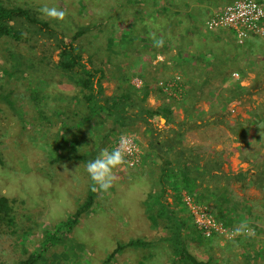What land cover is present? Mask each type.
I'll return each instance as SVG.
<instances>
[{
	"label": "rangeland",
	"instance_id": "obj_1",
	"mask_svg": "<svg viewBox=\"0 0 264 264\" xmlns=\"http://www.w3.org/2000/svg\"><path fill=\"white\" fill-rule=\"evenodd\" d=\"M0 1L8 7L21 6L27 8L30 13L43 19L48 18L40 14L39 9L41 6L47 5L63 9L66 12L64 19L55 20L58 28L70 35L79 27H93V25L102 24L101 27L96 25L97 28L92 32L99 39L111 35V30L113 31L120 24L117 17L125 15V10L130 7L128 4L126 8H122V12H119L121 10H116L114 7V5L117 7V3H114L117 0ZM228 1L233 0H209V4L205 5L204 10L196 9L199 11H196L197 18H202V22L198 24L200 34L195 32L196 35L193 37L195 42H198L197 37L199 40L203 38L204 43L208 45L216 44V49L225 52L224 54L219 53V56H224L227 61L232 60L231 67H241L243 70L244 77L240 79V86L250 87L251 91H257L254 94L242 95L243 102L241 104L236 105L234 103L225 109L220 106L219 108L222 110L219 108L218 110L223 111V114H225V124L223 125L213 123L214 116L209 113V101L201 100L199 103L197 102L195 109H188L192 106L194 99L189 104L188 101L182 102L184 92L189 87L186 83V75L179 73L178 70L167 71L165 80L160 79V76H155L157 80L151 82L153 89L159 88V90H162L164 101L161 100L162 96L159 93L156 95L150 93L146 100L141 102V83L137 86L140 81V73L143 70L146 71L145 78L143 77L142 80H148L152 72L158 73L159 69L162 72V65L166 62L167 65L176 62L177 44L183 42V39H188L194 30L192 26L186 24L187 19L184 13L179 14L181 22L177 25L179 24V30L185 33V36L181 39V42L177 43L175 41L177 44L168 42L166 39L165 45L167 48L158 49L154 53L156 57L150 51L151 48L156 47L153 46L152 42H145L143 37L144 33H148L146 19L141 18V16L137 17L140 22L145 23L147 31L146 26L139 24L137 18L133 19L136 14L129 16L131 20L129 31H131V28L136 27L139 28V31L136 35L135 32L132 34L124 31L127 29L126 22L123 21V24L120 25L122 29H120V32L117 31L115 38L112 39L113 44L110 49H121L120 51L124 52L122 49L124 47L127 49L130 46L127 49L130 54L125 53L123 55V60L128 59V64L123 61L126 70L120 69V72L121 75H126L127 78L133 74L128 83L131 86L130 90H133V88L136 90L130 100L133 106L139 104L140 107L144 106L155 110L164 103L170 105L173 112L174 123L172 126L174 128L177 127V124L183 123L184 119L185 122L192 123V126H194V123H202L201 126L192 127L189 131H184L188 128V125L182 128V132H184L183 144L189 147L208 146L211 150L218 151L223 149L227 162L223 163L222 170L236 174L250 169L249 164L240 160L243 155L240 149L246 147L244 141L247 139L256 140L259 136V132H257L259 130L264 133V66H262L264 65V46L255 44V47L252 46L250 50L249 45L243 47L239 45L238 47L231 39H223L219 34V37H214V35L204 33L202 26L204 22ZM214 2L218 3L219 6H213L212 3ZM161 3L163 2L161 1ZM157 17H159V14H157ZM192 18H194L192 20L194 23L196 16ZM165 21L167 20L163 19L162 21L165 28L170 27ZM156 32L158 37L162 34L166 38L170 37V33L162 32L161 29ZM121 33L124 34L121 35L122 43L118 44ZM31 36L32 39L28 40L26 37L23 41L20 40V43L0 42V66L4 63L2 58H5L7 62L12 60L9 54L13 52L17 54L20 61L24 62L25 59H32L33 64L38 67L36 68L33 65L29 71L28 87L23 84L19 85L16 81L9 83L10 88L17 87L13 93H10V99L14 103V108L20 118L13 110L0 102V159L2 161V164H0V195L13 200L12 205L14 207L13 224H1L3 231L7 233L0 234V261L13 264L19 259L25 258L30 251L38 246L45 232L52 230L53 225L56 226L60 221L65 220L86 196L90 180L85 171V164L76 160L58 158V155H63V157L71 155L69 153L71 149L70 142L67 143L68 148L63 150L58 148L56 150V145H60V139L71 140L73 136L79 138L80 143L75 153L77 155L89 154L91 159H94L101 148L111 150L113 142L120 135L125 134L135 140L140 148L142 161L133 168L119 165L113 169L111 187L107 191L97 190L91 209L82 215L77 225L73 227L69 234L63 237L61 243H57L50 248V253L44 258L46 262H40L39 264H171L172 249L170 242L165 239L168 231L164 226V222L159 219L157 225L151 224L145 210V201L149 192L157 195L160 191L158 181L160 160L155 157V152L150 154L147 147V142H149L152 135L151 130L140 122L125 129L111 125L108 122L98 126L91 123L90 128L84 125L81 129L76 123L84 116L85 105L75 108L77 111L81 110L76 116L73 115L74 109L71 102L68 104L71 105L70 108L67 110L63 108L67 101H70V97L74 96L75 99H80L82 93L80 88L71 82L64 73L53 71L50 67L49 58L44 59L39 64L37 63L43 55V45L50 43L52 47L54 46L53 38L47 34H38L37 37L35 35ZM80 43L84 46L82 54L84 60H88L90 55L88 52H94L100 46L92 39V36L88 39H82ZM106 43L104 45L103 41L101 49L106 47ZM114 46H117V48ZM111 52L112 50L108 51V53ZM132 52H135L134 55H131ZM182 52V57L186 56L184 54L186 51ZM98 56L96 54L92 58L95 64L109 61L107 52L103 57ZM112 56L110 55V57ZM210 56L208 54L206 58L209 59ZM254 58L259 60L260 67L251 64ZM50 60L53 64L57 63V52L52 53ZM118 60L121 59L115 56L110 62L111 64L106 66L105 78L102 81L105 96L119 95L128 88L124 81L120 82L121 78L116 80L118 76L117 67H110L116 62H120ZM148 60L150 61L148 62ZM139 64H144L145 67H139ZM255 67H257L256 72H258L256 78L252 74V68L255 69ZM39 69H43L41 73L38 72ZM176 77L181 78L179 85H174L171 91H163V87L168 83H173ZM39 81V85H35V82L38 83ZM236 82V77L230 75L224 86ZM212 84L217 92L221 91L223 93L219 78H214ZM30 89L39 92L35 99L33 95H29ZM211 99H215L214 95L211 96ZM133 109H136V107H133ZM62 110L65 113L59 115L58 112ZM185 110L191 112L187 119L185 118ZM39 114L46 120H40ZM157 120H152L151 124L153 128L161 132L158 139H163L169 132L164 131V127L159 129L156 125ZM74 124L79 129L74 128L68 131L63 129L69 125L74 126ZM244 135L246 138H243ZM146 154L151 155V157L146 156ZM262 154L263 150H259V155H257L255 149H248L247 152L245 151L244 156L253 158ZM250 174H254V171L251 170ZM220 184L223 183L220 182ZM229 189L233 192L236 200L243 199L244 203L251 206V219L259 227L258 233H255L253 229L244 232V235L238 238V243L236 242L237 239H234L233 242L231 239L227 240L223 237L196 240L195 228L183 206L175 202L174 194H166L164 199L167 201L169 208L185 223L182 237L187 248L198 259L207 260L210 264H264V195L254 187L242 191L237 181H233L229 185ZM10 230H13L14 233H11ZM25 230L31 232L23 240L20 236ZM131 239L143 240L149 245L137 249L127 248L112 260L105 261V258L117 243H124ZM22 246L28 252L23 253ZM261 247L263 249H260ZM254 249L259 250L258 255L253 254Z\"/></svg>",
	"mask_w": 264,
	"mask_h": 264
},
{
	"label": "trees",
	"instance_id": "obj_2",
	"mask_svg": "<svg viewBox=\"0 0 264 264\" xmlns=\"http://www.w3.org/2000/svg\"><path fill=\"white\" fill-rule=\"evenodd\" d=\"M161 1L163 3H161ZM161 1H113L114 3H117V7L116 5H114L116 10H121L119 12H122V8H126L128 4L130 7L125 10V15L117 17V19H119L120 21V24H118L119 26L115 27L113 31L111 30V35L109 37L100 38L104 41V45L107 42L106 47H104L103 49H101V44H103V41L92 33L97 28L96 25H98V27H101L103 26L102 24H96L93 25V27L82 26L77 28L76 31H73L72 34L68 35L64 33L62 29L58 28L55 20L43 19L41 17H38L35 14L30 13L29 9L21 6L8 7L5 3L0 1V42L8 41L20 43V40L23 41V39L26 37L29 40L32 39L31 35L36 36L38 34H47L49 35V37L53 38L54 46L52 47L50 43H46L45 45H43V55L37 63L39 64L44 59L49 58L51 65L50 67L53 69V71H56V73H64L71 80V82H73L80 88L82 92L80 99H75L74 96L70 97V101H67V104L63 108L64 110L70 108L71 105L68 104H70L71 102L73 106L72 108L74 109L73 115L76 116L81 110L77 111L75 108L80 105H85V109L83 110L84 116L79 119L78 123H76L81 129H83L82 127L84 125H87L90 128L92 125L91 123H93L94 126H98L99 124L103 125L106 122L121 129L132 127L138 122L149 127L152 135L149 142H147V147L150 150L149 153L153 154V152H155V157L160 160V165L158 166V181L160 185V191L157 195H153V193L150 192L147 195V200L145 201L147 218L153 225H157L159 219L164 222V226L168 231L165 239H167L166 241L170 242V247L172 249L171 264H210L207 260L198 259L187 248L186 243L182 237V230L185 228V223L177 214H175L172 209L169 208L167 201L164 199V196L169 193H171L172 195L174 194L173 198L175 202H177V204H181L185 212H187V216L188 218H190L197 233L196 240L198 241L200 239L209 240L213 237H223L227 240L231 239L233 242L234 239H237L236 242L238 243V238L242 237L244 233L239 235L235 234L234 229L239 227L242 223L246 224L248 230L253 229L255 233H258L259 227H257L255 222H253L251 219V206L244 203L243 199L236 200L233 192L229 189V185L233 183V181H237L240 184V188L242 191L254 187L264 195V133L260 132V130L257 131L259 132V136H257L256 140H245L244 143L246 147H244V149H240V152H243L240 160L250 165V169L248 171H240L236 174L223 171L222 165L223 163L227 162L226 154L223 149L218 151L211 150L208 146L189 147L183 144L182 137L184 132H182V128H184L185 125H188V128H186L184 131H189L192 129V127L201 126L202 123H194V126H192V123L187 121L186 123L184 119L183 123L177 124V127L174 128L172 126L174 123L173 112L170 105L164 103L157 109L153 110L144 106L140 107L138 106L139 104L133 106L130 103L132 95H134L136 92L133 87V90H130L131 86L128 85L130 77L133 74H131L130 77L127 78L126 75H121L120 72V69L126 70V67H124L123 64L125 61L127 63L128 59L123 60V55L125 53L130 54V51L127 50L130 46L127 49H125L124 47L122 49L124 50V52H121V49H110L113 44L112 39L115 38L117 31L120 32V29H122L120 25L123 24V21L126 22L125 26L127 29L124 31L131 32L132 34L135 32L136 35V33L139 31L138 27L134 29L131 28V31H129L131 23L129 16H133L134 14H136L133 19L137 18L138 16L146 19L148 33H144L143 35V37L145 38V42L153 43L152 34H155L156 36V31L158 29H161L162 32L164 31L165 33H170L169 38H166L164 34L160 35V37L164 39V45L160 48H151L150 51H152L154 55V53H156L158 49L167 48V46L165 45L166 39L168 40V42L170 41L172 43L181 42V39H183L185 33H183L181 30L178 31L176 25L177 23L181 22L179 14H183L186 12L188 14H184L185 18L187 19L186 24L190 27L192 26L194 30L188 39H183V42L179 44L176 43L177 58H175L174 56L176 62H171V65H167V63L164 65L161 64L163 71L161 72V70L159 69L158 73L152 72V74H150L151 77L149 76L150 79L148 80H142L143 77L145 78V75L147 73L146 71L143 70L142 73H140V87H142L141 102L145 101L150 93L154 95L159 93L162 96H160L162 98L161 100L164 101L162 90H159V88H156L157 90L153 89L151 86L152 83L157 80V77L155 76H160V79L165 80L167 71L173 69L178 70L179 73H183L184 75H186V83H188L189 87L184 92V100L182 102L188 101L189 104L191 100L194 99L192 106H190V108L188 109H195L196 105L201 100L209 101V113L211 114V116H214L213 123L217 125H223L225 124V114H223V111H220L222 109H220L219 107L221 106L223 107V109H225L226 107L234 103L236 105L241 104L243 102L242 95L254 94L255 92L257 93V91H251L250 87L240 86V79L244 77L243 70L241 69V67H231L232 60L227 61L225 60L224 56H219V53L224 54L225 52L221 49H216V44L208 45L204 43L203 38L199 40L197 37L196 39L198 40V42L193 41V37L194 35H196L195 32H198V34H200L198 24L202 22V18L198 19V14L196 15V12H192V10H195L196 7H199L198 10H204L205 5L209 4V0H205V2L204 0ZM200 3L202 4L201 6H204L203 8H200ZM203 3H205V5ZM214 3H212L213 6H219L218 3ZM228 3H230V1H228L227 4ZM139 4L141 5V7ZM224 5H222V7ZM222 7L220 6L219 10ZM144 13L145 15H143ZM190 13H192L191 16L189 15ZM157 14H159V17H157ZM194 16H196V20H194L195 24L192 22V20L194 19L192 17ZM163 19L167 20L165 22L170 27L167 26V28H165V24L164 22H162ZM138 20L139 24L141 23L143 26L145 25L144 22H140V19ZM205 22L202 25L204 28V33L214 35V37H219V34L223 39H231L233 43L239 47L232 32L223 29L208 32L205 28ZM121 35L124 34L121 33L119 35L118 44L122 43ZM90 36H92V39L100 46L98 47V49L96 48L94 52H88L90 53V55L88 56V60H84L82 57L84 46L81 45L80 42L82 41V39H88ZM250 41H256L255 43H259L260 46H264V42L262 40L253 38V40L249 39L245 41L244 44L241 45V47H243L244 45H249L247 43ZM114 47L117 48V46ZM248 48L251 50L250 47ZM188 49H191L193 51L190 53ZM109 50H112V52L108 53ZM219 50H221V52H219ZM182 51H186V53L188 52L187 54H185L186 56L182 57ZM53 52H57L58 60L56 64H53V62L50 60ZM106 52L108 54L109 61H103L99 64H95V62H93L92 58L95 57L96 54L99 55L98 57H103ZM134 53L135 52H132L131 55H134ZM208 54L211 55L209 59L206 58V55ZM110 55L113 56L110 57ZM115 56H117L121 60H118L120 62H116L110 67H117L118 70H116L118 71V76L116 77V80L121 78L120 82L122 83L124 81L125 85H127L128 88L119 95L105 96L103 94L102 81L105 78L106 66L111 64L110 62ZM9 57L12 60H9L7 62L5 58H2V62L4 63H2L0 66V102L4 103L7 107L13 110L18 118H20L14 108V103L10 99V93H13L14 90L17 89V87L10 88L9 83H11L12 81H16L19 85L23 84L24 86L28 87V75H30L29 71L35 64H33L32 59H25L24 62L20 61L17 57V54L13 52H10ZM150 60H148V62ZM253 65H259L260 67L259 60L254 58ZM141 66L145 67L144 64H139V67ZM36 68L38 67L36 66ZM256 68L257 67L252 70V72L255 74V78L258 75V72H256ZM42 70L43 69H39L38 72L41 73ZM232 73H237L239 75L237 82L231 85L224 86ZM171 78L173 77L171 76ZM214 78L220 79L223 93H221V91L217 92V89L213 87L212 81L214 80ZM39 83L40 81L38 83L35 82V85H39ZM208 87L209 89L207 90ZM38 93V91L34 92L33 89L29 90V95H33L34 99L37 97ZM213 95L215 97L214 100L211 99V96ZM132 106L136 107V109H133ZM218 108L220 110H218ZM58 113L59 115H62L65 112H63L62 110ZM189 115H191V112L185 110L186 119ZM156 116H160L162 118L165 126L164 131L169 132V134L164 136L163 139H158V136L161 135V132H159L156 128H153L151 124L152 119ZM39 119L46 120L40 114ZM74 128L79 129L75 127V124L74 126H66L63 129H65V131H68L69 129L73 130ZM244 137L245 135L243 136V138ZM68 142H70L71 144V149L69 150V153L71 155H67L65 157H63V155H58V158L66 160H76L83 162L84 164L91 160V155L89 154L77 155L75 153L77 152V146H79L80 140L79 138H76L74 136L71 140H68L66 138L60 139V145H56V150L58 148L60 150L68 148ZM248 149H255L257 155H259V150H263V154L258 157L246 158L244 154L245 151H248ZM147 155L148 154H146V156ZM149 157H151V155ZM0 164H2L1 159ZM251 170L254 171V174L252 175L250 174ZM220 182H222L223 184L221 185ZM96 193L97 190H93V185L90 182L85 198L75 208V210L69 213L65 220L60 221L56 226L53 225L52 230L46 231L43 239L38 243V246L34 250L30 251L25 258H21L13 264H39L40 262L45 263L46 261L44 258L50 253V248H52V246L56 245L57 243H61V241H63V237L71 232L73 227H75L79 222V219L82 217V215H84L91 209L96 198ZM183 194L190 196L192 201L196 205L202 207L210 215V217L221 223L223 227L226 228L229 234L219 235L217 233H212L210 236L205 237L202 232L196 228L193 222V218L189 214V211L187 210V207L182 200ZM12 203L13 200H9L7 197L0 195V234L7 233L3 231V226L1 224L5 223L7 225H10L14 222V207ZM10 231L11 233H14L13 230ZM30 232V230H25L21 233L20 237L25 240ZM148 245L149 243L139 239H131L124 243H117V245L111 250V253L105 258V261L112 260L117 254L127 248L137 249L148 247ZM23 246V253L28 252L25 247L23 248ZM263 247H261L260 249H263ZM252 252L254 255L259 254V250L257 249H254V251ZM255 258L257 257L255 256ZM0 264L6 263L0 261Z\"/></svg>",
	"mask_w": 264,
	"mask_h": 264
},
{
	"label": "built area",
	"instance_id": "obj_3",
	"mask_svg": "<svg viewBox=\"0 0 264 264\" xmlns=\"http://www.w3.org/2000/svg\"><path fill=\"white\" fill-rule=\"evenodd\" d=\"M206 31L211 32L219 29L229 30L233 33L238 45L245 41L258 38L264 42V0H233L225 4L220 10L215 11L205 22ZM238 79V74H232ZM180 77L174 78L173 83H168L163 87V91H171L174 85H179ZM140 85L137 84V86ZM131 151L125 153L124 163L121 165L133 168L141 162L140 148L135 140L128 136ZM117 145V139L113 142L112 148ZM183 202L193 218L196 228L205 237L212 233L219 235L229 234L226 228L200 206L196 205L190 196L183 194Z\"/></svg>",
	"mask_w": 264,
	"mask_h": 264
},
{
	"label": "clouds",
	"instance_id": "obj_4",
	"mask_svg": "<svg viewBox=\"0 0 264 264\" xmlns=\"http://www.w3.org/2000/svg\"><path fill=\"white\" fill-rule=\"evenodd\" d=\"M40 14L48 19L63 20L66 12L57 7H49L47 5L41 6ZM153 36V46L160 48L164 45L162 37ZM131 144L127 135L122 134L117 138V145L111 150L101 148L94 159L89 160L85 164V171L89 177L93 190L107 191L113 181V169L124 163L125 153L131 151ZM247 226L242 223L239 227L234 229L235 234H242L246 232Z\"/></svg>",
	"mask_w": 264,
	"mask_h": 264
},
{
	"label": "crops",
	"instance_id": "obj_5",
	"mask_svg": "<svg viewBox=\"0 0 264 264\" xmlns=\"http://www.w3.org/2000/svg\"><path fill=\"white\" fill-rule=\"evenodd\" d=\"M204 5H205V3H203ZM200 5V8H203L204 6H201L202 4L200 3L199 4ZM199 7H196L195 8V10H192V12L193 11H197L196 9H198ZM188 12H190V11H188ZM197 12H199V11H197ZM185 15L187 14L186 12L184 13ZM188 15V14H187ZM190 16L192 15V13H190L189 14ZM176 27H177V30H179V24L178 25H176ZM250 40H253V38L252 39H250ZM256 41H250V42H248L247 44H249V46L248 47H255V44H259V43H255ZM190 53H191V51H190ZM252 53V52H251ZM184 54H187V53H184ZM253 54V53H252ZM250 62H251V60H250ZM167 63V62H166ZM251 64H253V61L251 62ZM254 68H252V70H253ZM247 74H250V73H247ZM252 74L254 75V77H255V74L252 72ZM156 119H158L157 120V123H156V125H157V127L159 128V129H161L162 127H164L165 128V126H164V121L162 120V118L160 117V116H158V117H154L152 120H156Z\"/></svg>",
	"mask_w": 264,
	"mask_h": 264
}]
</instances>
